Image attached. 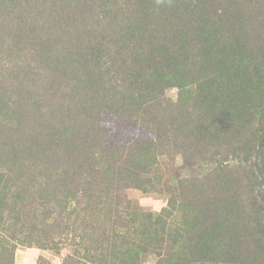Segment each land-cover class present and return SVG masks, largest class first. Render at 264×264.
I'll use <instances>...</instances> for the list:
<instances>
[{"label":"rangeland","instance_id":"1","mask_svg":"<svg viewBox=\"0 0 264 264\" xmlns=\"http://www.w3.org/2000/svg\"><path fill=\"white\" fill-rule=\"evenodd\" d=\"M57 33L81 44L50 56L46 71L31 64V86L47 91L39 105L74 123L61 134H75L68 144L98 171L99 195L115 192L108 176L124 163L140 182L122 191L129 210L115 214L104 196L91 211L67 184L40 178L23 208L37 212V228L1 231L16 238L0 264H92L90 254L111 264L122 249L139 264H264V0H0V78L32 59L23 43L40 52ZM14 34L17 47L6 49ZM3 184L0 197H11L17 186ZM164 210L152 230L147 213L154 221Z\"/></svg>","mask_w":264,"mask_h":264},{"label":"trees","instance_id":"2","mask_svg":"<svg viewBox=\"0 0 264 264\" xmlns=\"http://www.w3.org/2000/svg\"><path fill=\"white\" fill-rule=\"evenodd\" d=\"M64 20L65 17L63 21ZM62 24H64V26H62ZM58 25L61 29L67 30L65 23L59 22ZM17 37L16 34L10 38L6 37L9 40L4 43L5 48L13 49V47H17ZM69 37L70 36H68L67 43L65 37H61L60 33L54 34L53 37L51 34H45V37L40 41L39 50L45 55L46 59H44L42 54L41 56L37 55L39 61L36 60L35 62L33 61V57L40 52L34 50L31 46H25L23 43L22 47L27 48L24 51L29 55L28 59L31 58L30 56H33L32 59L24 64L22 61L14 62L10 66V78H8L6 82H4V80L7 77L3 76L0 78V81L5 83V88L0 92V157L1 161L4 162V164H0V180L4 182L3 185L5 187H7L6 185L8 184L9 186H17L15 192L12 191L11 197L8 196V193H3L2 197H0V232L7 230V228L19 222L30 223L29 235L35 232L37 228L35 220L38 214L35 210H29L28 208L35 202L34 185L44 176L50 178L51 181L54 180L55 183H60L62 185L64 183L67 184L68 192L70 193L77 192L82 194L80 196L81 199H83L86 209H91V211L95 209V205L101 203L100 199L104 196L102 203L106 205L109 212L115 214L129 210L128 206H124L126 202L129 205V199L122 191L126 189L127 185L132 187L131 185H134L133 183H136V181L140 182L138 178L134 179L133 172L131 173L132 169L124 163V166H119V170L116 174L117 179L111 175L108 176L112 181L111 185L108 187L113 188L115 192L102 196L99 195L96 192L97 189L92 188V183L98 171L96 168L78 161V158L85 157V151H78L76 153L71 149L72 147H70V144H68L73 138L71 136L75 134L72 133L70 134L71 136L67 137L61 134L64 133L63 130H65L63 125L67 126L68 129L72 128L74 123H69L68 121L63 122L61 120L63 114L59 113L60 108L54 109L52 106L43 108L38 103L39 100L44 98L47 91L43 90V86L42 88H33L31 86L32 83L30 80L32 76L28 75L31 64L34 63V67L40 65L44 66L46 71L47 68L50 67V56L56 53L62 54L66 50L70 51L72 49H77L79 44H81V39L74 35L72 39L77 43L70 45ZM57 39L60 41H57ZM52 64L54 65V63ZM35 111L41 113L43 116L50 115L58 117H56L57 119L54 122H52L49 116L45 117L44 120H37L35 116L31 118L33 114H38ZM41 121H43L41 125H37V122L39 123ZM48 127L60 131V133L50 134L51 130L48 129ZM93 136H96V134ZM64 143H66V145L62 146ZM52 145H55V147L53 148ZM95 154L96 153L93 152L91 156L94 157ZM68 155L73 159L72 161L68 162L66 159ZM63 159H65V162L62 164ZM69 200L70 198L68 199V197L63 195L59 198V203H61L63 207H66L65 204ZM15 205L17 206L16 210L12 208V206ZM27 206V209H23ZM168 206L172 209L171 202L168 203ZM48 209L49 208L46 207L45 212L39 213L44 219L51 214L50 209ZM128 213L129 216L132 217L130 222L134 223L137 219V211L134 210ZM165 214H167V210L158 213V217L152 221V212L147 213L146 220L149 225H152V230H156V227L162 224L166 216ZM60 217L63 216L60 215ZM9 220H11V224L7 225L6 223ZM11 231L12 233L7 237H4L0 233V248L4 249L8 247V245H13L10 239H15L16 236L14 233L15 231L13 229ZM135 231H138V229H135ZM99 237L100 236H94L92 238L93 241L91 242L93 243L94 251L97 249V245L100 246ZM100 251L105 254L104 251ZM97 255L102 256L101 253H97ZM110 256L112 257L111 264H139L136 256L131 258L130 249H122L118 252V255L112 254ZM85 258L92 264H102V262L99 261L100 258L96 257L94 254H90L89 258L86 255ZM127 258L128 260H126ZM130 259L131 261H129ZM74 264H76V262ZM103 264H107V262L105 261Z\"/></svg>","mask_w":264,"mask_h":264},{"label":"crops","instance_id":"3","mask_svg":"<svg viewBox=\"0 0 264 264\" xmlns=\"http://www.w3.org/2000/svg\"><path fill=\"white\" fill-rule=\"evenodd\" d=\"M29 251L35 256L40 252L37 248H31Z\"/></svg>","mask_w":264,"mask_h":264}]
</instances>
